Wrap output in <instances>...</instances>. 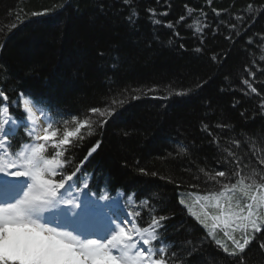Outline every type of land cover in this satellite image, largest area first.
<instances>
[{
    "label": "trees",
    "instance_id": "obj_1",
    "mask_svg": "<svg viewBox=\"0 0 264 264\" xmlns=\"http://www.w3.org/2000/svg\"><path fill=\"white\" fill-rule=\"evenodd\" d=\"M132 6L139 14L134 26L122 0H0V86L10 97L14 91L45 97L66 113L50 112L54 128L61 129L65 120L73 126L72 116L82 119L92 107L104 110L116 101L111 105L115 115L103 128L94 123L82 130L83 140L65 154L73 168L99 140L84 164L85 175L93 174L97 190L107 183V190L133 192L139 203L145 199L141 227L153 217H166L158 234L169 254L182 257L175 264H264L259 246L264 230L244 253L230 256L203 236L205 230L179 203L189 197L195 204L208 203L201 198L235 183L208 180L216 172H231L235 165L219 162L232 157L242 161L243 175H264L259 165L264 112L259 98L246 96L242 84L251 68L253 86L264 95V61L259 59L264 55V0H212L211 5L207 0H132ZM45 10V15H32ZM238 16L247 21L243 28ZM152 19L161 24L153 25ZM196 20L210 27L201 34ZM169 22L175 30L164 27ZM232 24L239 36L230 30ZM181 92L187 95H177Z\"/></svg>",
    "mask_w": 264,
    "mask_h": 264
},
{
    "label": "snow or ice",
    "instance_id": "obj_2",
    "mask_svg": "<svg viewBox=\"0 0 264 264\" xmlns=\"http://www.w3.org/2000/svg\"><path fill=\"white\" fill-rule=\"evenodd\" d=\"M207 2L212 4V0ZM122 3L129 8L126 19L134 26L139 14L132 6V0H122ZM56 7L62 8L63 5ZM47 11L32 15H45ZM147 11L151 16L156 15L154 9ZM212 11L217 17L221 15L216 9ZM248 11H253L251 5ZM187 12L191 16L193 10L188 8ZM167 14L160 13L161 16ZM235 19L240 21L241 28L247 23L242 17ZM184 20L185 17L181 16L180 21ZM151 23L160 25L161 21L152 19ZM194 24L201 34L205 27H210H201L199 20ZM17 26L12 24V28ZM164 27L175 30L171 22ZM230 30L237 36L241 34L235 24ZM175 35L178 37L179 33L175 32ZM225 39L230 40L231 36ZM260 39L264 41V37ZM248 43H252L251 38ZM259 59L264 61V55ZM246 72L250 78L242 80L247 89L244 94L258 97L259 107L264 112V95L253 86L256 73L251 68ZM115 103L113 100L111 105ZM111 105L104 110L92 107L82 119L72 116L71 128L67 127L68 120L64 121L65 128H54L50 112L56 111L60 116L66 113L56 109L43 96L14 91L10 97L0 86V264H169L170 259L175 264L176 260L182 259L175 252L169 254L158 234L166 217H153L146 227H137L135 216L140 213L134 216L126 210L119 198L124 196L120 190L116 196L110 197L105 183L104 192L97 196L89 189L87 181L90 177L82 174L77 178L81 166L99 148V140L88 149L79 166L73 168L70 157L65 155L83 140L82 130L92 129L94 123L102 129L115 115L117 109ZM10 109H18L23 117L13 115ZM93 116L100 119L93 122ZM21 127L25 128L28 142L21 141L13 149L10 138L17 136ZM207 128L204 125V129ZM49 148L52 150L50 155ZM219 163L235 167L231 172L219 171L209 175L208 180L218 183L221 179H234L235 183L220 185V191L201 198L208 202L201 205L203 211L197 213L189 209V213L205 230L206 238L230 256H239L264 230V175H243L242 161L235 157ZM259 165H264V159L259 160ZM179 203L184 204V200L180 199ZM218 233L223 234L225 242L216 239ZM156 242L159 247L154 246ZM259 246L264 249V242Z\"/></svg>",
    "mask_w": 264,
    "mask_h": 264
},
{
    "label": "bare ground",
    "instance_id": "obj_3",
    "mask_svg": "<svg viewBox=\"0 0 264 264\" xmlns=\"http://www.w3.org/2000/svg\"><path fill=\"white\" fill-rule=\"evenodd\" d=\"M32 87L35 88V86H33V85H32ZM19 92H23V91H19ZM186 204H187V205H186ZM186 204H185V206H184V208L186 209V210H184V213H185L187 216H189L190 218H192L193 216L190 215V213H189V209H191V211L195 212V207H194V205H195L199 210H201V211L204 210L202 207L200 208V206L197 205V204H195L194 202H193V203H190L189 200L186 201ZM193 204H194V205H193ZM187 206H188V207H187ZM130 224H131V223H130ZM199 228H202V226H200ZM202 230H204V229L202 228ZM217 235L222 236L223 234H222V233H218ZM217 235H216V239H218V238H217ZM203 236H206V233H205V234L203 233ZM222 237H223V236H222ZM223 239H225V238L223 237ZM210 240H211V239H210ZM222 243H223V242H222Z\"/></svg>",
    "mask_w": 264,
    "mask_h": 264
},
{
    "label": "rangeland",
    "instance_id": "obj_4",
    "mask_svg": "<svg viewBox=\"0 0 264 264\" xmlns=\"http://www.w3.org/2000/svg\"><path fill=\"white\" fill-rule=\"evenodd\" d=\"M187 200H189V202L190 203H193V198H191V197H189V198H186V199H184V203L186 204V201ZM197 205H199L200 206V208H201V205L203 204L202 202H199V203H196ZM187 205V204H186ZM194 205V204H193ZM188 207V206H187ZM194 207H195V212H197V213H200L201 212V210H199L195 205H194ZM219 240H223L222 238H220ZM223 242V241H222ZM232 251V249H230V252Z\"/></svg>",
    "mask_w": 264,
    "mask_h": 264
}]
</instances>
